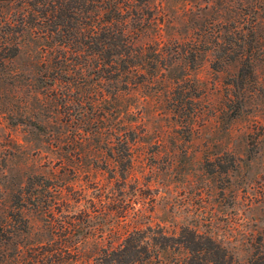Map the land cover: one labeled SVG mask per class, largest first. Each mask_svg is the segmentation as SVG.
Returning a JSON list of instances; mask_svg holds the SVG:
<instances>
[{"label":"rangeland","instance_id":"374dc122","mask_svg":"<svg viewBox=\"0 0 264 264\" xmlns=\"http://www.w3.org/2000/svg\"><path fill=\"white\" fill-rule=\"evenodd\" d=\"M111 2L149 62L127 89L50 82L58 46L0 0V264H93L149 225L264 256V0Z\"/></svg>","mask_w":264,"mask_h":264},{"label":"trees","instance_id":"16d2710c","mask_svg":"<svg viewBox=\"0 0 264 264\" xmlns=\"http://www.w3.org/2000/svg\"><path fill=\"white\" fill-rule=\"evenodd\" d=\"M16 2L20 30L36 25L35 37L58 46V60L50 82L65 81L73 86L96 77L100 81L115 76L124 81L143 77L146 63L140 48L131 47L123 23L121 7L111 0H7ZM7 4V5H8ZM156 67L150 64V67ZM123 77V78H122ZM119 139H128L119 134ZM122 137V138H121ZM65 256H61L64 261ZM93 264H230L224 246L194 228L181 227L168 235L163 228L146 226L130 231L116 245L102 247ZM249 264H264V256L253 254Z\"/></svg>","mask_w":264,"mask_h":264}]
</instances>
